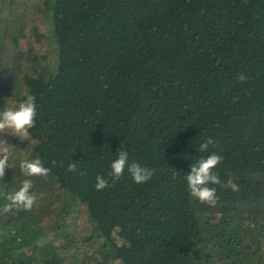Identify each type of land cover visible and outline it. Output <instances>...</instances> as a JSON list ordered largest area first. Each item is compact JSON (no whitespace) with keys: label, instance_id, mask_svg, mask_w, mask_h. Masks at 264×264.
<instances>
[{"label":"trees","instance_id":"1","mask_svg":"<svg viewBox=\"0 0 264 264\" xmlns=\"http://www.w3.org/2000/svg\"><path fill=\"white\" fill-rule=\"evenodd\" d=\"M0 264H264V0H0Z\"/></svg>","mask_w":264,"mask_h":264},{"label":"rangeland","instance_id":"2","mask_svg":"<svg viewBox=\"0 0 264 264\" xmlns=\"http://www.w3.org/2000/svg\"><path fill=\"white\" fill-rule=\"evenodd\" d=\"M20 4H25L29 0H16ZM18 15V13H17ZM25 33L19 35V39L17 40V45L20 46L21 48L24 49H30L34 47H39L42 46L43 41H42V36H44L45 32L40 28L39 24L33 20L30 19L27 21V25L25 27ZM41 53L40 55L43 57H46L48 52H47V47H43L40 49Z\"/></svg>","mask_w":264,"mask_h":264}]
</instances>
